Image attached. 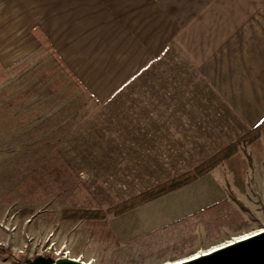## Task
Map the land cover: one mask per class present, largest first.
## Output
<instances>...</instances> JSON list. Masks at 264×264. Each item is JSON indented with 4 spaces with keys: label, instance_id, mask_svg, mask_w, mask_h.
<instances>
[{
    "label": "rangeland",
    "instance_id": "374dc122",
    "mask_svg": "<svg viewBox=\"0 0 264 264\" xmlns=\"http://www.w3.org/2000/svg\"><path fill=\"white\" fill-rule=\"evenodd\" d=\"M60 2L54 0L52 18L42 24L49 38L38 27L52 50L42 44L22 61L0 67V245L18 257L42 255L39 250L49 245L91 264H155L264 228V124L257 138L238 143L212 167L225 198L185 212L198 203L201 193L193 195L198 189L161 195L139 210L155 225L149 230L138 206L108 211L188 171L235 137L221 145L189 144L173 159L147 157L142 144L120 140L128 130L121 123L125 98L96 103L59 61L64 60ZM200 187L205 195L212 192ZM80 209L104 214L89 218ZM0 264L23 263L8 257Z\"/></svg>",
    "mask_w": 264,
    "mask_h": 264
},
{
    "label": "crops",
    "instance_id": "0c3cea01",
    "mask_svg": "<svg viewBox=\"0 0 264 264\" xmlns=\"http://www.w3.org/2000/svg\"><path fill=\"white\" fill-rule=\"evenodd\" d=\"M60 8L64 65L94 99L125 98L119 138L142 144L147 157L225 144L264 119V0H64ZM53 10L54 0H0V67L40 49L32 29L46 34ZM187 187L201 195L185 212L226 197L211 170L170 193ZM145 205L136 212L149 230Z\"/></svg>",
    "mask_w": 264,
    "mask_h": 264
},
{
    "label": "trees",
    "instance_id": "16d2710c",
    "mask_svg": "<svg viewBox=\"0 0 264 264\" xmlns=\"http://www.w3.org/2000/svg\"><path fill=\"white\" fill-rule=\"evenodd\" d=\"M32 31L40 39L41 43L44 45L46 49L52 50V46L50 45L47 37L37 26L33 27ZM52 52H55V51H52ZM59 61L62 63L63 67L67 68L64 65V62L60 58H59ZM67 71L69 72L70 76H73L72 73H70L68 69ZM123 88L124 86L122 87V90ZM88 96L91 98H94L90 94H88ZM94 100L96 103L99 102L96 99ZM263 124H264V119L260 121L259 123H257L256 125H254L253 127H251L244 134L238 136L233 143L216 151L214 154L202 160L201 162H199L197 165H195L193 168L189 169L188 171L183 172L182 174H179L177 176L171 177L169 179H166L150 188H147L146 190L138 193L137 195H134L125 200H122L121 202L116 203L115 205L111 206L108 209V211L113 212L114 214H119L121 212L130 210L147 201H150L172 190H175L176 188L198 178L199 176L210 171L214 165L226 159L230 154H232L237 148L238 143L251 142L255 138H257L260 134V131L262 130ZM77 213L85 215V217L92 218L94 216H103L104 211L101 210L98 213H93L89 211H83V209H80V210H77ZM102 232H105V236H107V238L109 239L111 238L113 241L115 240V237L113 236V234L111 233L109 229L107 230L104 229ZM8 257H13L15 260H17L18 258V256L11 253L8 248L0 245V258H8Z\"/></svg>",
    "mask_w": 264,
    "mask_h": 264
},
{
    "label": "water",
    "instance_id": "95a60500",
    "mask_svg": "<svg viewBox=\"0 0 264 264\" xmlns=\"http://www.w3.org/2000/svg\"><path fill=\"white\" fill-rule=\"evenodd\" d=\"M16 261L23 264H89L81 259L50 255L20 256ZM174 264H264V229Z\"/></svg>",
    "mask_w": 264,
    "mask_h": 264
},
{
    "label": "bare ground",
    "instance_id": "6f19581e",
    "mask_svg": "<svg viewBox=\"0 0 264 264\" xmlns=\"http://www.w3.org/2000/svg\"><path fill=\"white\" fill-rule=\"evenodd\" d=\"M262 229H264V228L262 227V228H258V229L252 230V231L243 232V233H241L239 235L233 236L231 239H229L227 241H223V242H220V243H217V244H213V245L209 246L208 248H205V249H202V250H198V251H196V252H194L192 254H189V255L174 259V260H166V261H163V262H160V263H155V264H174V263H177V262H180V261H186L188 259L194 258L195 256L201 255L202 253H207V252L211 251L212 249H216L217 247H221L223 245H226L229 242L249 237L251 234H253L255 232H258V231H261ZM74 259H77V257H74ZM88 263L91 264L90 262H88Z\"/></svg>",
    "mask_w": 264,
    "mask_h": 264
},
{
    "label": "built area",
    "instance_id": "2783aa9c",
    "mask_svg": "<svg viewBox=\"0 0 264 264\" xmlns=\"http://www.w3.org/2000/svg\"><path fill=\"white\" fill-rule=\"evenodd\" d=\"M40 252H39V254H42V255H47V253L49 254V253H52L51 251H53V257H69V258H74V257H72V256H70V254H69V251H67V250H65V249H63V250H59L58 249V251L56 250H54V249H52V247L51 246H47L46 248H44V250H39ZM77 259H80L79 257H77ZM82 260V259H81Z\"/></svg>",
    "mask_w": 264,
    "mask_h": 264
}]
</instances>
